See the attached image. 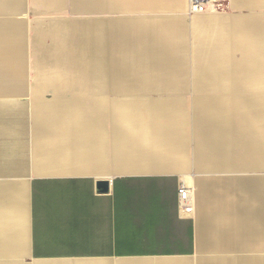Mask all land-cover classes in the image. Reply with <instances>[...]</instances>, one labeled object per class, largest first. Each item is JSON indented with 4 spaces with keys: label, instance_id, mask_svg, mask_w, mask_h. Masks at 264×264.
I'll list each match as a JSON object with an SVG mask.
<instances>
[{
    "label": "crops",
    "instance_id": "obj_1",
    "mask_svg": "<svg viewBox=\"0 0 264 264\" xmlns=\"http://www.w3.org/2000/svg\"><path fill=\"white\" fill-rule=\"evenodd\" d=\"M164 3L0 0V264H264V16L195 20L190 85L117 99L134 35L159 69L139 75H185Z\"/></svg>",
    "mask_w": 264,
    "mask_h": 264
},
{
    "label": "rangeland",
    "instance_id": "obj_2",
    "mask_svg": "<svg viewBox=\"0 0 264 264\" xmlns=\"http://www.w3.org/2000/svg\"><path fill=\"white\" fill-rule=\"evenodd\" d=\"M242 3H243V5L241 7H237V5L233 6L232 2H230V7L226 12L189 14L188 13V0H181V7L180 8H174V7H171L169 5H166V3H164V5L160 6L159 11L148 12L151 15H157L158 14L161 17L182 16L187 21V24L186 23H179L180 25L167 28L166 30H167L168 34H170V35H168V36L166 35L167 39L163 40V42H165V44L167 45L169 41L174 42L175 38H177V40H176L177 43H180L181 45H183V44L186 45V47L184 46V49L182 47V50L180 51V55L183 56L184 59H178L180 62L179 66L187 68L186 70L184 69L181 71V72L185 71V75H181L180 77H179L180 74L174 75V76H166V77L160 76L158 74H155L153 76H144L143 73H146L145 71H147V68L150 67V65L152 64L151 61L149 60L151 57V52L148 50L151 43L148 42L149 37L143 38V37H136L134 35V38H132V40H130V41H121L117 45H113L114 47H118L119 51H121V53H122L121 55L123 56V58L119 59V62L121 63L122 66H124L123 68L128 69L127 71L133 72V76H129V77L122 76L121 74L118 75V77L115 75L113 77H110L113 79V80H111L113 82H109V84H115L114 82H118V85L128 84V86L133 88L131 90H122L119 92L114 91L113 93L119 94L120 96H122V97L119 96L117 99L132 98V97H135L138 95H146V94H151L150 96H159V95L164 94V92L161 94L158 91L150 93V92H145L143 90H139V89H142L143 86L148 85L149 83L153 84V85H157V84L169 82V83H172L175 85H181V86L190 85V77L189 76L191 73H190V70L188 68L191 67V65H195V63H196V60H193L195 49L193 46L194 31L192 29L191 24L194 23L195 20H199V19L220 18V17H223V18H230V17L231 18H239L242 16L243 17L264 16V3L262 4V6H260L259 3L256 2L255 0H245V1L241 0L240 4H242ZM116 14L117 13H115V12L105 13V16H108V17L112 16L113 17V16H116ZM117 15H120V14L118 13ZM173 23L177 24L176 22H173ZM173 42H171V43H173ZM95 46L96 45L93 43L87 45V47H88L87 54H88L89 60L91 58L93 59V57H94ZM172 47H174V46H172ZM112 55L114 56L116 54L112 53ZM236 56H240V54L237 53ZM191 58H192V60H191ZM138 59H143L144 60L143 62L146 64V67H147V68H144L145 71L144 70L141 71L142 73L140 75L138 74V66L136 65V64H138V61H139ZM88 64H90L89 66L92 65L90 70L95 69L93 60H92V63L88 62ZM141 65H143V66H141V68L145 67L143 63ZM147 65H149V66H147ZM171 66H172L171 69H173L174 68L173 65H171ZM151 69H153L152 72H154V73H158V71H159V69L157 67H153ZM90 70H88V71H90ZM181 78H183L185 80L182 83H181ZM88 84H89V81H88ZM250 88L262 91L261 89H259L261 87L258 85H252V87H250ZM90 94L92 95V93H90L88 91L87 95L90 96ZM172 94L173 95H180L181 93H172ZM183 94H185L187 96H192L194 94V92L193 91H184ZM167 95H169V93ZM254 100L262 101L263 99L255 98ZM122 102H125V101H119V103H122ZM188 108H189V110L192 109L191 101L188 103ZM194 142L195 141H193V144H194ZM133 156L134 155H132L130 157V159L127 160L128 161L127 163L130 167H136L137 165H140L144 162V161H141L140 158H137L138 155L135 157H133ZM151 162L152 161H149L147 164H150ZM154 162H157V161L155 160ZM128 170H132V169H128ZM128 170L122 169V170H120L121 172L115 171V173H117V174L128 173V172H130ZM240 173H243V172H240ZM246 173L249 174L251 172H246ZM234 174H239V173L220 172V173H213L212 175H214V176H225V175H234Z\"/></svg>",
    "mask_w": 264,
    "mask_h": 264
},
{
    "label": "built area",
    "instance_id": "obj_3",
    "mask_svg": "<svg viewBox=\"0 0 264 264\" xmlns=\"http://www.w3.org/2000/svg\"><path fill=\"white\" fill-rule=\"evenodd\" d=\"M230 0H188V13L226 12L230 7ZM192 188L182 183L179 187V203L184 215L194 211Z\"/></svg>",
    "mask_w": 264,
    "mask_h": 264
},
{
    "label": "water",
    "instance_id": "obj_4",
    "mask_svg": "<svg viewBox=\"0 0 264 264\" xmlns=\"http://www.w3.org/2000/svg\"><path fill=\"white\" fill-rule=\"evenodd\" d=\"M110 188L109 180H100L98 181V189L102 192L108 191Z\"/></svg>",
    "mask_w": 264,
    "mask_h": 264
},
{
    "label": "bare ground",
    "instance_id": "obj_5",
    "mask_svg": "<svg viewBox=\"0 0 264 264\" xmlns=\"http://www.w3.org/2000/svg\"><path fill=\"white\" fill-rule=\"evenodd\" d=\"M191 193H193V192H191Z\"/></svg>",
    "mask_w": 264,
    "mask_h": 264
}]
</instances>
